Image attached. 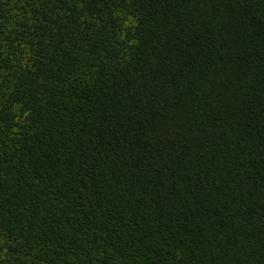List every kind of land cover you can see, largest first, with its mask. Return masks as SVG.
Returning a JSON list of instances; mask_svg holds the SVG:
<instances>
[{"label":"trees","instance_id":"trees-1","mask_svg":"<svg viewBox=\"0 0 264 264\" xmlns=\"http://www.w3.org/2000/svg\"><path fill=\"white\" fill-rule=\"evenodd\" d=\"M0 264H264V0H0Z\"/></svg>","mask_w":264,"mask_h":264}]
</instances>
